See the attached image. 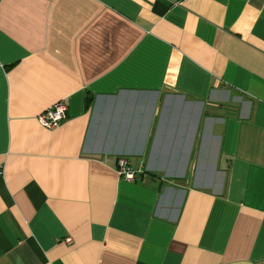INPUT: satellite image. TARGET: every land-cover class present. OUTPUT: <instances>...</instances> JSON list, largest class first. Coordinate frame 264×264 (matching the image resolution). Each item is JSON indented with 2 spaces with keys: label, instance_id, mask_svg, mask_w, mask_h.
Listing matches in <instances>:
<instances>
[{
  "label": "crops",
  "instance_id": "0c3cea01",
  "mask_svg": "<svg viewBox=\"0 0 264 264\" xmlns=\"http://www.w3.org/2000/svg\"><path fill=\"white\" fill-rule=\"evenodd\" d=\"M0 264H264V0H0Z\"/></svg>",
  "mask_w": 264,
  "mask_h": 264
},
{
  "label": "built area",
  "instance_id": "2783aa9c",
  "mask_svg": "<svg viewBox=\"0 0 264 264\" xmlns=\"http://www.w3.org/2000/svg\"><path fill=\"white\" fill-rule=\"evenodd\" d=\"M66 118V106L62 101L54 103L49 109H46L36 117L37 123L45 129H54ZM140 171L133 170L127 161L123 158L116 159V174L126 181L132 182L136 179V175ZM64 243H69L70 239L67 237L63 239Z\"/></svg>",
  "mask_w": 264,
  "mask_h": 264
},
{
  "label": "trees",
  "instance_id": "16d2710c",
  "mask_svg": "<svg viewBox=\"0 0 264 264\" xmlns=\"http://www.w3.org/2000/svg\"><path fill=\"white\" fill-rule=\"evenodd\" d=\"M89 105V98L84 101V108L86 109Z\"/></svg>",
  "mask_w": 264,
  "mask_h": 264
}]
</instances>
